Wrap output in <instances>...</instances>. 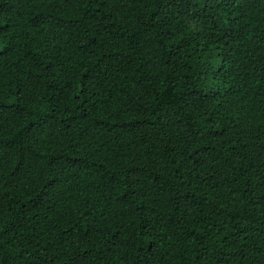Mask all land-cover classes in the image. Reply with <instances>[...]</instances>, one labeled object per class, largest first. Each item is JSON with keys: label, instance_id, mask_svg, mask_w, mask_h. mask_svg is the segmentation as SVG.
<instances>
[{"label": "trees", "instance_id": "1", "mask_svg": "<svg viewBox=\"0 0 264 264\" xmlns=\"http://www.w3.org/2000/svg\"><path fill=\"white\" fill-rule=\"evenodd\" d=\"M0 264H264V0H0Z\"/></svg>", "mask_w": 264, "mask_h": 264}]
</instances>
